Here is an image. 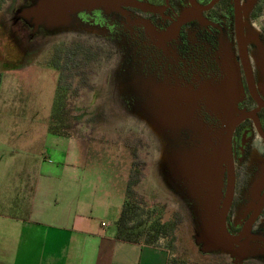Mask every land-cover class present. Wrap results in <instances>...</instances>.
I'll return each instance as SVG.
<instances>
[{
    "label": "flooded vegetation",
    "instance_id": "obj_1",
    "mask_svg": "<svg viewBox=\"0 0 264 264\" xmlns=\"http://www.w3.org/2000/svg\"><path fill=\"white\" fill-rule=\"evenodd\" d=\"M248 1L123 0L115 9L77 12L71 30L74 42L105 52L111 66L91 104L92 121L145 122L143 109L157 94L204 91L196 104L198 121L230 148L221 177L227 230L249 235L252 256L242 264H264V71L250 44L242 53L236 31V7ZM261 2L249 15L254 25ZM22 4L8 7L0 19L6 46L11 42L16 49L10 56L16 70L36 61L64 33L44 28L35 33L19 18ZM79 46L73 57L90 64L92 55ZM215 88L221 90V104Z\"/></svg>",
    "mask_w": 264,
    "mask_h": 264
},
{
    "label": "rangeland",
    "instance_id": "obj_2",
    "mask_svg": "<svg viewBox=\"0 0 264 264\" xmlns=\"http://www.w3.org/2000/svg\"><path fill=\"white\" fill-rule=\"evenodd\" d=\"M11 3L12 0H0L1 18L6 16ZM259 7L261 12H257L254 23L262 39L264 0ZM72 26L76 25L73 23ZM71 28L63 31L64 36L62 33L56 35L37 61L31 62L33 65L28 64L11 73H6L5 62L0 65V155L8 160L13 151H22L26 137L34 141L32 150L36 155L48 128L57 125L53 123L52 115L58 87L62 86L68 90V113L65 118L70 127L65 129V148L55 147V156L64 162L63 153L66 152V162L79 170L82 198L92 204L95 227L105 222L111 225L107 231L115 230L128 188L123 172L128 171V184L142 202L144 214L153 212L163 223L176 224L173 233L159 242V245L171 249V259H177L179 264H234L232 258L226 255L205 257L195 245L192 222L185 208L165 191L155 176L154 167L160 147L151 133V127L146 122L133 119L107 124L90 119L94 109L91 104L101 89L102 76L111 66L104 61L105 52L95 47L91 49L82 42H74L76 32ZM1 37L3 59L4 56L10 59L16 49L11 42L9 47L6 46L5 33ZM73 43L82 44L78 49L92 55L90 64L84 62L82 65L81 57L71 60L77 46ZM64 47L66 49L62 51ZM9 66L14 67L12 63ZM70 136L80 139V144L75 138V143L70 140ZM49 140H45L47 145L44 149L53 154L54 147ZM3 167L7 171L8 166ZM2 179L5 192L9 186V175L2 173Z\"/></svg>",
    "mask_w": 264,
    "mask_h": 264
},
{
    "label": "water",
    "instance_id": "obj_3",
    "mask_svg": "<svg viewBox=\"0 0 264 264\" xmlns=\"http://www.w3.org/2000/svg\"><path fill=\"white\" fill-rule=\"evenodd\" d=\"M256 2L249 0L245 6L237 5L236 31L242 53L246 54L250 44L264 71V42L249 16ZM18 3L19 0H12L10 6L15 8ZM122 3L123 0H23L19 18L35 33L42 28L57 33L71 28L74 16L84 8L109 10ZM213 90L221 104V90ZM203 93L201 89L157 94L144 107L142 118L160 147L155 176L185 208L200 253L205 257L226 255L235 259L234 264H242L252 256L249 235H231L226 225L227 207L221 209L222 165L227 162L230 148L227 141L221 142V134L214 131L212 136L213 131L198 121L196 104Z\"/></svg>",
    "mask_w": 264,
    "mask_h": 264
},
{
    "label": "crops",
    "instance_id": "obj_4",
    "mask_svg": "<svg viewBox=\"0 0 264 264\" xmlns=\"http://www.w3.org/2000/svg\"><path fill=\"white\" fill-rule=\"evenodd\" d=\"M2 33L0 23V40ZM2 50L1 41L0 65L7 64L6 73L18 71L9 66V58L3 59ZM74 138L80 144L76 136L69 137L75 143ZM47 139L54 155L45 152ZM32 142L26 137L24 149L13 151L8 160L0 155V264L169 263L173 255L162 245L118 241L116 224L111 232L107 231L111 225L105 222L95 227L92 204L82 198L79 170L66 162V152L64 162L56 159L55 147L65 148L64 136L52 134L48 128L36 155ZM2 173L9 175L5 192ZM123 174L128 186V171Z\"/></svg>",
    "mask_w": 264,
    "mask_h": 264
},
{
    "label": "trees",
    "instance_id": "obj_5",
    "mask_svg": "<svg viewBox=\"0 0 264 264\" xmlns=\"http://www.w3.org/2000/svg\"><path fill=\"white\" fill-rule=\"evenodd\" d=\"M257 12H261V7L258 8ZM69 55L72 58V54L69 53ZM71 60H74V57ZM67 93L66 88L58 87L52 115L53 123L57 125L50 129L52 134L66 136L65 129L70 127L65 118L68 113L66 110ZM141 204L142 202L136 198L132 191L131 184H128L126 200L116 223L115 238L118 241L131 244L159 246L160 240L167 239L173 233L176 224L172 222L163 223L160 218L155 217L153 212L145 215ZM166 249L172 254L171 249ZM168 264H179V262L177 259H170Z\"/></svg>",
    "mask_w": 264,
    "mask_h": 264
},
{
    "label": "built area",
    "instance_id": "obj_6",
    "mask_svg": "<svg viewBox=\"0 0 264 264\" xmlns=\"http://www.w3.org/2000/svg\"><path fill=\"white\" fill-rule=\"evenodd\" d=\"M104 226H107V225L104 224Z\"/></svg>",
    "mask_w": 264,
    "mask_h": 264
}]
</instances>
